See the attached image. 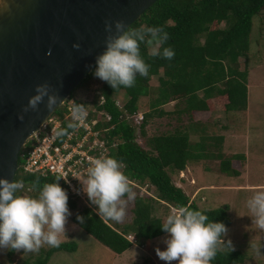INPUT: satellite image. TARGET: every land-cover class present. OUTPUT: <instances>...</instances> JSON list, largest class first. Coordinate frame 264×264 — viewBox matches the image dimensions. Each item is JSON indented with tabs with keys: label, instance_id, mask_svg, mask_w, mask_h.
<instances>
[{
	"label": "trees",
	"instance_id": "obj_1",
	"mask_svg": "<svg viewBox=\"0 0 264 264\" xmlns=\"http://www.w3.org/2000/svg\"><path fill=\"white\" fill-rule=\"evenodd\" d=\"M255 18L264 20V0H159L130 30L142 26L162 27L169 35L162 47H171L175 52L174 58L166 60L153 57L151 46L142 43L141 55L150 65V71L148 77H137L135 87L114 90L106 82L95 78L94 71L81 84V90L91 93L99 91L106 99L103 109L112 116L110 126L113 127L108 138L111 143L118 145L113 150L112 158L126 165L124 174L129 181L141 186H152L157 196L136 195L132 210L134 218L123 228L118 223L111 224L110 220L100 219L95 207L92 209L84 205L81 208L80 201L69 199V209L76 212L72 218L76 226L117 255L132 249L133 243L129 241V236L135 237L141 245L151 244L155 239L167 236L160 228L165 221L155 216L157 205L176 210L181 207L198 210L207 215L209 220L223 222L227 228L232 226L229 206L215 210L201 209L183 189L176 186L169 169L180 174L187 170L189 163L198 159H218L223 174L239 177L241 173L234 169L233 162L244 157L226 158L222 152L223 138L204 134L200 143L192 145L190 134L182 131L153 137L148 141L150 150H146L138 143L137 129L125 119V112L132 116L139 113L140 101L150 95L154 77H159L160 87L157 90L158 97L152 103L154 112L145 115L140 127L143 136H146L145 129L152 116L158 113L165 115L159 109L173 102L176 103V114L189 117L197 113L214 114L217 105L223 106L226 115L247 112L250 74L247 67L241 69L240 61L249 59ZM98 80L102 84L96 88L94 82ZM121 93L127 99L124 110H120L116 104ZM67 102L88 106V102L77 100L73 95ZM66 111V106H62L55 116L64 121ZM22 165L21 157L15 181L22 182L23 188L18 195L29 190L39 194L44 184L56 181L54 178L26 175ZM78 216L84 217L83 224L77 220ZM221 247L223 245L218 246L211 264H245L244 254L227 247V250H222ZM77 249L74 242L64 243L43 251L34 262L25 261L23 264H50L57 253H73ZM15 253L10 251L9 264H13Z\"/></svg>",
	"mask_w": 264,
	"mask_h": 264
},
{
	"label": "rangeland",
	"instance_id": "obj_2",
	"mask_svg": "<svg viewBox=\"0 0 264 264\" xmlns=\"http://www.w3.org/2000/svg\"><path fill=\"white\" fill-rule=\"evenodd\" d=\"M9 0H4L7 5ZM5 7L0 6V10ZM1 12V11H0ZM264 20L254 19V28L251 36V51L248 61L241 59V69L246 67L252 70L249 75V110L248 112H233L225 114L222 105L216 106L214 114L197 113L194 117L176 114V103L160 108L165 115L154 114L145 129L146 136L141 134V126H137L135 120L130 123L137 129V141L146 150H150L148 141L153 137L164 134H173L176 131L188 132L192 145L201 142L205 134L210 137L226 135L223 144V154L226 158L244 157L233 162L235 170L240 171L239 177L225 175L220 170L218 159H198L189 163L185 173H176L169 169L174 183L184 190L192 202H195L203 210H215L224 206L230 207L232 226L228 228L225 243L232 242V249L239 251L246 257L245 264H264V229L259 228L253 222V214L248 208V200L257 192L264 191ZM151 51V49H150ZM95 87H100V80L94 82ZM160 87L159 77H154L151 83V93L140 101L138 114L153 113L152 103L158 97L157 90ZM98 92V91H95ZM95 92L75 90L73 96L77 100L91 101ZM117 100L125 105L127 102L124 93ZM183 107H180V109ZM233 116V118H232ZM221 127H223L221 129ZM229 136V138H227ZM210 152V150H208ZM211 151L218 153L216 149ZM199 152H197L198 154ZM248 155V156H246ZM131 185V184H130ZM136 195L142 197L157 196L155 189L150 186H141L138 183L131 185ZM245 187H251L249 191ZM23 195L38 196L33 191H24ZM81 208L88 202L80 201ZM91 205V204H90ZM92 206V205H91ZM134 201L127 204V215L123 222L118 223L121 228L130 224L134 218L132 210ZM176 209L166 205H157L155 216L166 221L167 216ZM71 211V210H70ZM66 224V233L61 234V244L76 243L77 251L73 253H57L50 264H166L156 254V249L165 250L167 236L155 239L151 244L135 243L132 249L122 255H117L95 238L88 235L80 227L72 222L76 212L71 211ZM111 224L117 222L109 221ZM132 237V236H131ZM244 241V242H243ZM60 244V245H61ZM54 247L43 246L37 252L25 253L16 251L13 264H23L25 261L34 262L43 251ZM222 250H227L224 246ZM9 250H0V264H9ZM178 264V262H173Z\"/></svg>",
	"mask_w": 264,
	"mask_h": 264
},
{
	"label": "clouds",
	"instance_id": "obj_3",
	"mask_svg": "<svg viewBox=\"0 0 264 264\" xmlns=\"http://www.w3.org/2000/svg\"><path fill=\"white\" fill-rule=\"evenodd\" d=\"M0 6L7 7L4 0H0ZM105 26L109 33L106 49L96 57L93 75L114 90L133 88L138 76H149L150 65L141 55L142 43L151 46L153 57L172 60L175 56L171 47H162L169 39L162 27L142 26L130 30L124 21L117 20L113 34V22L106 21ZM35 91L37 94L29 100L25 112L38 111L45 98L49 111L62 102L58 95L51 94L47 83L38 85ZM72 115V121L56 133L58 137L69 135V130L84 124L88 115L86 105L77 103ZM123 167L122 162L112 157L95 158L82 182V191L100 219L123 222L128 202L136 199ZM61 179L57 177L55 182L44 184L36 197L17 194L23 188L22 182L0 179V250L32 253L45 245L60 246V236L66 233V224L72 215L68 192L59 183ZM247 204L254 224L264 229V191H257ZM77 220L84 223L83 216H78ZM160 228L167 234L166 248H157L156 254L166 264H211L218 246L232 249L231 240L225 243L227 226L209 220L198 210L184 207L174 210Z\"/></svg>",
	"mask_w": 264,
	"mask_h": 264
},
{
	"label": "water",
	"instance_id": "obj_4",
	"mask_svg": "<svg viewBox=\"0 0 264 264\" xmlns=\"http://www.w3.org/2000/svg\"><path fill=\"white\" fill-rule=\"evenodd\" d=\"M158 1H8L0 12V179L16 180L28 140L92 74L106 49L105 22H113V34L117 20L130 29ZM45 83L62 102L49 111L45 98L38 111L25 112Z\"/></svg>",
	"mask_w": 264,
	"mask_h": 264
},
{
	"label": "built area",
	"instance_id": "obj_5",
	"mask_svg": "<svg viewBox=\"0 0 264 264\" xmlns=\"http://www.w3.org/2000/svg\"><path fill=\"white\" fill-rule=\"evenodd\" d=\"M91 101H88L87 118L83 125L76 130H69V135L58 137L56 133L66 127L73 119L74 102H66L64 121L57 116H52L35 133L24 146L20 158L23 159L22 171L26 175H37L44 178H62L59 183L65 187L69 199L72 201L88 202V197L82 191V182L88 175V169L95 158L112 157L113 150L118 145L111 143L108 134L113 129L110 126L112 116L103 109L106 99L101 92H95ZM117 107L124 110L125 105L116 101ZM125 119L135 120L137 126H142L145 115H129L125 112ZM122 171L125 173L126 165ZM20 169V166H19ZM131 185L134 182L129 181ZM79 191L80 194H77ZM131 243H135L133 236L128 237ZM136 240V238H135ZM137 241V240H136Z\"/></svg>",
	"mask_w": 264,
	"mask_h": 264
},
{
	"label": "crops",
	"instance_id": "obj_6",
	"mask_svg": "<svg viewBox=\"0 0 264 264\" xmlns=\"http://www.w3.org/2000/svg\"><path fill=\"white\" fill-rule=\"evenodd\" d=\"M250 75H252V70H250ZM249 110V109H248ZM248 112V111H247ZM232 118H233V116H232ZM223 127H221V129H222ZM220 138H223L224 140H226V135H222ZM227 138H229V136L227 137ZM246 156H248V155H246ZM185 173V172H184ZM251 187H245V188H243L244 190H246V191H249V189H250ZM244 242V241H243ZM239 252V251H238ZM247 261V260H246Z\"/></svg>",
	"mask_w": 264,
	"mask_h": 264
},
{
	"label": "bare ground",
	"instance_id": "obj_7",
	"mask_svg": "<svg viewBox=\"0 0 264 264\" xmlns=\"http://www.w3.org/2000/svg\"><path fill=\"white\" fill-rule=\"evenodd\" d=\"M1 11V10H0Z\"/></svg>",
	"mask_w": 264,
	"mask_h": 264
}]
</instances>
